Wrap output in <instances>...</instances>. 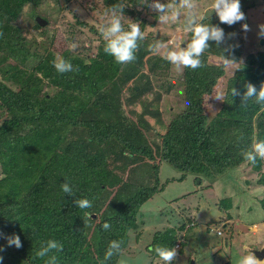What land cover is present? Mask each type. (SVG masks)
<instances>
[{
	"label": "trees",
	"instance_id": "trees-1",
	"mask_svg": "<svg viewBox=\"0 0 264 264\" xmlns=\"http://www.w3.org/2000/svg\"><path fill=\"white\" fill-rule=\"evenodd\" d=\"M202 1L199 11L203 22L219 24L226 41L220 48L210 42L211 48L203 57L205 67L183 70L184 104L174 108L167 132L161 134L147 119L159 117L156 106L162 97L154 90L150 74L169 63L153 56L148 60L151 73L145 71L148 44H153L155 35L149 27L159 24L156 12L138 0H97L107 11L114 4H123L128 17L122 21L125 28L130 17L140 23L146 38L139 42L136 60L117 64L104 52L105 42L93 26L90 29L100 43L97 41L85 58L70 56L66 50L62 57L78 70L61 74L52 63L58 56L54 51L58 39L48 30L49 22L46 27L37 21L41 0H0L2 264H46L48 257L41 259L35 253L49 239L64 246L63 252L50 253L57 256V264H101L112 240H123L125 250L131 232L139 227L142 207L167 185L160 181L163 163L180 172L178 181L193 175L201 184H212L247 165L256 175V184L264 187V161L251 165L242 155L250 149L253 136L264 140V110L254 101L243 106L239 96H231L232 87L242 94L245 84L251 82L259 89L264 83V41L257 43L256 52L245 55L249 31L242 29L244 23L249 24L247 16L253 14L258 0H241L246 20L232 26L220 24L209 6L211 0ZM24 12L35 29L47 28L40 41L25 35L28 31L20 20ZM74 21V25L89 26L77 14ZM188 39L190 34L184 43ZM229 46L233 47L224 52ZM223 54L237 64L225 70L221 66ZM221 82L224 87L218 91ZM217 91L224 93V100L210 115L205 102ZM136 104L142 111L134 112L133 119L124 108ZM151 131L160 139L151 140ZM65 182L71 185L72 196L62 191ZM82 198L92 201L93 207L78 208L74 201ZM227 199L225 210L232 218V200ZM261 202L264 207V199ZM85 212L92 218L87 219ZM104 222L111 224L110 230L103 229ZM183 231L181 227L157 232L149 249L175 247L181 252ZM14 234L20 236L19 249L8 246L7 237ZM150 255L159 260L154 253ZM117 260L113 257L107 264H117Z\"/></svg>",
	"mask_w": 264,
	"mask_h": 264
},
{
	"label": "rangeland",
	"instance_id": "rangeland-1",
	"mask_svg": "<svg viewBox=\"0 0 264 264\" xmlns=\"http://www.w3.org/2000/svg\"><path fill=\"white\" fill-rule=\"evenodd\" d=\"M204 1L206 3V0L202 2ZM210 3L211 1L209 6ZM253 7H255L253 14L247 16L250 30L245 45V55L256 52L257 43L260 40L264 41V38L258 36L259 25L264 24V0H258ZM106 9L97 0H41L37 12L41 15L40 18L46 20L41 26L47 27L49 22L48 30L58 39V44L54 46L57 55L62 57L63 53L69 50L70 56L85 58L90 56L89 50L95 49L97 43H100L99 36L92 32L90 27L95 26L94 28L97 29V24L106 21V13H108ZM76 14L89 26L74 25ZM127 19L128 17L124 16L122 21ZM20 20L28 31L25 35L32 37L33 41L44 38L42 32L47 28L35 29L27 12H24ZM72 21L74 24L71 23ZM149 29L155 34L152 39L153 44L156 41L167 42L176 36V43L184 46V41L188 37V34L182 31V18L175 24H158ZM72 43L78 45L75 50H70L69 46ZM153 56L158 55H152L149 51L146 56L147 73L150 72L148 60ZM182 73L183 71L176 72L169 64L167 68H161L150 74L154 90L161 92L162 97L156 106L159 117L148 116L147 119L161 134L167 132L168 122L175 115L174 108H181L184 104L181 97ZM223 87L224 84L221 82L217 87L218 91H222ZM218 91L206 99V111L210 115L220 108L221 101L214 97ZM124 97L126 99V95ZM124 110L127 115L136 119L134 112L140 113L142 106L136 104L127 106ZM163 124L165 128L162 127ZM149 137L151 140L160 139L153 131L149 132ZM180 177V172L166 163L162 164L160 181L167 185L164 191L142 207L138 220L139 227L137 231L131 232L128 246L124 250L126 257L135 261L138 257L147 254L150 264H163L153 259L148 252L149 246L155 239L154 235L171 228L179 230L181 227L184 231L180 234V242L183 241L185 244L182 251L178 252L174 264H238L239 259L246 255L247 251L253 253L264 248V207L261 202L264 199V187L256 184V175L247 165L229 171L212 184L205 182L201 184L193 175L178 181ZM227 198L232 200L233 206L230 210L232 218L225 210V205L229 203ZM222 200L227 201L221 202ZM253 227L256 231L251 230ZM218 231L222 234L218 235Z\"/></svg>",
	"mask_w": 264,
	"mask_h": 264
},
{
	"label": "clouds",
	"instance_id": "clouds-1",
	"mask_svg": "<svg viewBox=\"0 0 264 264\" xmlns=\"http://www.w3.org/2000/svg\"><path fill=\"white\" fill-rule=\"evenodd\" d=\"M138 3L156 12V19L160 25L175 24L182 18V31L184 34H190V39L183 44L186 46L176 43V36H173L167 42L156 41L154 44L149 45L151 54L161 56L162 59L173 66L176 72H182L184 69L195 71L205 67L203 57L205 52L211 48L210 42H214L216 47L220 48L226 41L225 31L219 24L203 22L204 16L199 11L200 0H167L166 3H162L161 0H138ZM210 8L212 12H215L220 24L232 26L246 20V15L242 11L241 0H211ZM124 9L123 4L112 5L106 13V21L96 25L105 42L104 52L112 56L119 65H126L135 61V52L139 48V42L146 38V33L141 30L139 22L129 19L127 28L124 27L122 23ZM242 29L247 32L250 27L247 23H244ZM231 35L234 34H229V36ZM258 36L264 38V24L259 25ZM0 37H3L2 31H0ZM69 47L70 50H75L78 45L72 43ZM232 47L229 46L223 51L228 52ZM52 63L56 71L61 74L78 70L74 69L70 61L59 55ZM236 64L237 61L234 58L222 55L221 66L225 70L233 68ZM244 87L246 90L242 94L237 88L232 87L231 96H239L243 106H247L250 101H254L256 104L261 105L262 110H264V83L261 84L259 89L251 82L245 84ZM214 97L218 101H223L224 93L218 92ZM124 155L131 158V154L127 151L124 152ZM242 155L244 160L251 165H256L258 160L264 161V140H257L253 136L250 149ZM61 189L67 195L72 196L74 194L71 185L67 182L61 185ZM74 202L82 210L93 207L92 201L87 198L77 199ZM85 217L87 219L92 218L91 214L87 212H85ZM102 227L105 231H108L111 229V224L104 222ZM251 230L254 231L255 228L253 227ZM218 232V235H221L222 232ZM7 243L8 246H15L17 249L22 247L19 235L14 234L7 237ZM123 244V240L110 241L101 264H107L113 257H118L117 264H150L147 254L138 257L135 261L126 257ZM63 249L62 243L55 239H49L35 255L41 259L48 257L46 264H57V256L55 254L50 255V253L63 252ZM263 249L256 251H262ZM0 251H3V249L0 248ZM256 251L253 253L255 254ZM148 252L154 253L163 264H174L178 255L175 247L154 246L148 249ZM253 253L247 251V254L239 259L238 264H264V261L259 260ZM2 261L3 256H0V264H2Z\"/></svg>",
	"mask_w": 264,
	"mask_h": 264
},
{
	"label": "water",
	"instance_id": "water-1",
	"mask_svg": "<svg viewBox=\"0 0 264 264\" xmlns=\"http://www.w3.org/2000/svg\"><path fill=\"white\" fill-rule=\"evenodd\" d=\"M38 22L42 25L44 22H46L45 20H43L42 18H37ZM263 43V41H262ZM256 257L259 260H263L264 259V249L262 251H256L255 252Z\"/></svg>",
	"mask_w": 264,
	"mask_h": 264
}]
</instances>
